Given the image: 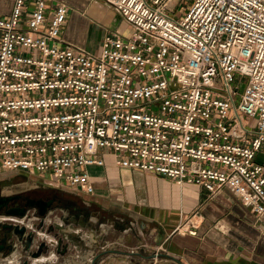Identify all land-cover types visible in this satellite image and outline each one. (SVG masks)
Listing matches in <instances>:
<instances>
[{
	"label": "built area",
	"instance_id": "1",
	"mask_svg": "<svg viewBox=\"0 0 264 264\" xmlns=\"http://www.w3.org/2000/svg\"><path fill=\"white\" fill-rule=\"evenodd\" d=\"M100 1L131 32L106 33L97 52L61 38L62 2L14 0L0 17V175L92 194L86 168L111 153L264 214V0H186L182 18L178 0Z\"/></svg>",
	"mask_w": 264,
	"mask_h": 264
},
{
	"label": "crops",
	"instance_id": "2",
	"mask_svg": "<svg viewBox=\"0 0 264 264\" xmlns=\"http://www.w3.org/2000/svg\"><path fill=\"white\" fill-rule=\"evenodd\" d=\"M58 2L68 7L61 38L88 49L95 34L85 18L97 1L47 0L49 5ZM13 4L14 0H0V17L8 16ZM102 38L93 37L94 52ZM103 158V165L86 168L95 189L87 196L102 202L112 216V227H119L105 247L124 252L108 253L97 264H264V214L257 216L230 189L212 193L196 184H177L153 173L118 167L111 153ZM193 215L197 222L188 226ZM97 232H84V237L90 235L92 242ZM48 258V264H82L92 258V251L73 261L69 256Z\"/></svg>",
	"mask_w": 264,
	"mask_h": 264
},
{
	"label": "water",
	"instance_id": "3",
	"mask_svg": "<svg viewBox=\"0 0 264 264\" xmlns=\"http://www.w3.org/2000/svg\"><path fill=\"white\" fill-rule=\"evenodd\" d=\"M49 203L38 201L41 208L38 214L33 212V215L35 214L36 219H41L39 223L29 226L15 222L7 227L9 230L7 229L0 239V261L9 264H18L17 261H21L20 264H48L50 262L48 257L51 255L62 258L69 256L73 261L75 257L82 259L91 250L92 258L82 264H97L108 253L124 252L105 247L109 237L117 236L119 228L118 225L112 227L111 218L103 220L98 211L69 210V212L60 209L47 212L46 207ZM19 214L23 216L24 212L21 211ZM94 217L97 219L91 220ZM47 218L48 221H45ZM92 230H98L99 236L95 239L92 235L91 242L90 235L89 238L88 236L85 238L84 232L88 234Z\"/></svg>",
	"mask_w": 264,
	"mask_h": 264
},
{
	"label": "flooded vegetation",
	"instance_id": "4",
	"mask_svg": "<svg viewBox=\"0 0 264 264\" xmlns=\"http://www.w3.org/2000/svg\"><path fill=\"white\" fill-rule=\"evenodd\" d=\"M15 174L27 175L22 172H14ZM11 175L13 174L9 173L7 176ZM36 176L39 178H0V239L4 232L9 230L7 227L15 222L29 226L39 223L41 219H36L35 216L41 208L38 201L50 202L46 207L47 212L60 209L98 211L103 220L112 218L102 202L77 190L58 187L41 176ZM21 211L24 212L23 216L19 214ZM45 221H48V218ZM17 262L20 264L21 261Z\"/></svg>",
	"mask_w": 264,
	"mask_h": 264
},
{
	"label": "rangeland",
	"instance_id": "5",
	"mask_svg": "<svg viewBox=\"0 0 264 264\" xmlns=\"http://www.w3.org/2000/svg\"><path fill=\"white\" fill-rule=\"evenodd\" d=\"M97 2H92L88 9V15L86 16L85 20L87 23L92 26L93 34L100 35L101 37L104 36L106 33H113V32H123V36L127 37L130 32L131 28H128L126 25L123 17L117 13L115 10H113L111 7L106 5L104 2L100 0H96ZM189 5V3L186 0H178L175 3V12L174 15L178 18H182L186 13V6ZM93 13V14H92ZM117 27V28H116ZM93 35V37L95 36ZM93 37L89 40L88 49L91 51H96L97 47L95 43H97L96 39H93ZM96 41V42H95ZM239 87V92H242L245 86L244 78H241L236 83ZM236 103L239 102V96L235 100ZM243 123L248 128H255L256 122L255 118L248 117V116H242ZM257 159L264 162V154L259 153L257 156ZM11 176H7L8 174H2L0 175V178H39L36 175H14V172H11ZM46 175L49 176V173H46ZM87 195V194H85ZM96 200V199H94ZM3 264H9V263H3Z\"/></svg>",
	"mask_w": 264,
	"mask_h": 264
},
{
	"label": "bare ground",
	"instance_id": "6",
	"mask_svg": "<svg viewBox=\"0 0 264 264\" xmlns=\"http://www.w3.org/2000/svg\"><path fill=\"white\" fill-rule=\"evenodd\" d=\"M117 28V27H116Z\"/></svg>",
	"mask_w": 264,
	"mask_h": 264
}]
</instances>
